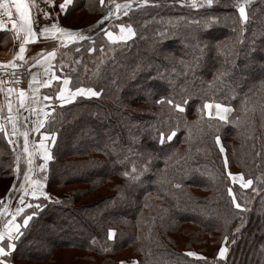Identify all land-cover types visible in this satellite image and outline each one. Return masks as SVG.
I'll use <instances>...</instances> for the list:
<instances>
[{"label": "trees", "instance_id": "obj_1", "mask_svg": "<svg viewBox=\"0 0 264 264\" xmlns=\"http://www.w3.org/2000/svg\"><path fill=\"white\" fill-rule=\"evenodd\" d=\"M134 3L139 2L105 15L98 13L99 0H73L64 13L68 25L81 12L98 16L79 32L104 34L111 24L129 22L136 34L122 47H108L93 32V41L80 40L87 43L84 47L77 42L60 49L56 75L68 78L70 88L78 87L77 80L88 82L100 95L52 106L42 129L55 135L47 188L64 197L37 202L41 207L30 227L21 228L23 235L13 241L17 247L2 259L6 264L52 262L56 251L67 250L76 253L73 264H264V190L246 214L236 209L229 187L242 206L253 194L230 183L215 144L219 135L230 169H239L247 179L264 178V64L248 79L233 67L237 53H250L257 38L264 45V0H215L211 6L202 1L197 8L178 0ZM239 4L247 16L243 25ZM207 35L214 39H200ZM162 43L174 51H165ZM195 56L199 66L192 70L186 65L194 64ZM84 58L95 64L89 69L91 62L80 61ZM243 65L252 68V62ZM220 70L229 72L221 77L224 83L214 80ZM161 76L166 82L150 85L149 77ZM139 77L145 80L135 85ZM169 79L174 99L189 100L183 113L156 103L170 94ZM206 100L230 106L229 122L205 118ZM162 126L175 128L172 141L159 142L153 127ZM8 138L0 130L1 182L14 171ZM134 165L138 171L150 165L141 182L124 175ZM76 184L78 189L70 188ZM86 196L90 207L79 209L78 201ZM28 209L32 215L33 208ZM21 216L17 219L23 224ZM49 239L54 243L47 245ZM222 245L227 248L223 259L218 255Z\"/></svg>", "mask_w": 264, "mask_h": 264}, {"label": "snow or ice", "instance_id": "obj_2", "mask_svg": "<svg viewBox=\"0 0 264 264\" xmlns=\"http://www.w3.org/2000/svg\"><path fill=\"white\" fill-rule=\"evenodd\" d=\"M46 2L51 4L52 0H46ZM148 2H149V0H139V3L137 6L139 7V6L148 4ZM178 2H182V0H178ZM190 2H191V6L193 8H197V7L201 6L199 3L196 2V0H190ZM214 2H215V0H203V3L206 4L207 6H211ZM100 3H101V5H103L104 0H100ZM70 4H73V0H63V2L60 3V5H59L60 11L62 13L66 12V10ZM30 6L35 7V5H30L29 0H0V10H2V13L4 16L8 17V19L11 23V28H12L13 32L16 33L17 38H19L20 33L24 34L23 40L19 46V50L16 53V56H19L21 59H23L22 54L25 52V44L28 43L29 41H34L36 38V35H37V33L34 31V29L32 27V20L30 18ZM131 7H132V0H127V2L124 4H115L116 11H120L121 9H129ZM12 8L15 9V16H16L15 19H13V13L11 11ZM238 11H239L240 23H241V25H243L244 21L247 19L245 7L243 4L238 5ZM124 14L127 15V12H125ZM43 15L45 17H48L49 13L44 12ZM109 15H111V11H109ZM118 26L120 28V35L119 36H114L111 31H107V30L105 31V35L107 36V39L109 42L127 41L128 39H130L132 36H134L136 34L131 25L125 27L123 24H120ZM3 28H4L3 22H0V29H3ZM39 35L40 36L55 37L56 39L60 40L64 44H66L69 41H79V40H85L86 39V37L82 33L70 31L64 27H60L56 22H53L50 27H48V26L42 27L40 29ZM197 47H198V45H197ZM101 50H103V49H101ZM76 51L79 52L80 49L77 48ZM88 52L92 53L93 48L89 47ZM201 53H202V49H201ZM55 55H56L55 51L48 52L46 54V56L44 57V59L51 60L55 57ZM237 55H239V53H237ZM245 55H247V54H245ZM13 59H15V57H13ZM199 60H200V57L195 56L194 57V64H188V65H186V67H189L192 70H194L195 67L199 66ZM9 63H12V61H9ZM37 63H39V61ZM12 66L16 67L15 64H13ZM233 67H235L234 64H233ZM262 67H264V66H262ZM45 75H49V71L47 69L45 70ZM227 75H229L228 71L220 70L219 75L215 76L214 80H218V81H220V83H224V81L221 79V77H224ZM161 78L163 79V76H161ZM59 79L63 80V84L59 87V92L56 94L55 99L60 100L62 102V104L70 102V100L75 99V97L77 95H82V96H86V97H92V96H99L100 95V92L94 91L93 88H91V87L86 88V89L85 88H76L74 91L66 90V88L64 86L69 84V79L59 77L56 74H51L50 79H46L42 82L36 81L35 77H33V80L29 81V88L32 89L33 82L40 84L41 86H48L52 83V81L59 80ZM3 83H4V81L0 80V84H3ZM234 83H236L237 87L239 86L238 82H234ZM169 87L171 89L170 94L167 96L161 95L160 99L156 100V103L157 104H162V103L167 104L171 108L175 109L176 111L183 113L185 111V108L183 107V105L188 104L189 100L187 98H184V99H182V101L178 102L177 100L174 99L175 86H174V82L171 79H169ZM261 87L264 88V82H262ZM229 89H230V91H234V89H232L230 85H229ZM0 91H3V89L0 88ZM14 91L18 93L19 108H25V101L28 100V96H27L26 92L24 90H20V89L8 88L7 94L10 96ZM66 91H67V94H65ZM32 97L34 99L31 101V103H36L35 98L37 97V89H32ZM44 99L45 100H52L53 98L50 96H45ZM213 107L215 108L216 117H218V119L220 121L228 123L229 122L228 113L231 112L232 109L223 103H214L213 104L210 102H204L203 106H202L203 114L204 115H211V112L209 110ZM7 108H8V116H7L6 120H7L8 124H11V136H16L18 134L23 136V138H24L23 151H24V153H26L28 155L29 159L27 162L29 165H31L32 160L30 157L32 156V152L29 150V144H28L29 133L27 130H25L23 133H19V129L17 127V121L20 118V114L17 111V114L13 115L14 105L10 100L7 103ZM27 110L30 112L36 113V108H34V107H29ZM37 114H38V116H42L45 118L49 116V112L45 111L43 108H41L40 112ZM25 119H27V117H25ZM44 124H45V119L40 118L37 120L36 125L33 127L32 130L37 131L39 128H43ZM162 124H163V122H162ZM210 127H211V125H210ZM0 130L4 131V134L6 137L9 136L7 128L5 125H0ZM153 132L156 134V136H157V138L161 144H163L165 142V140L172 141L173 138L177 134L175 128H173L171 126H168L167 128L162 126L159 129H156L155 127H153ZM48 138L55 141V135L54 134H48V135L41 134L39 137L40 145H41V151H42V159L45 162L52 159V156L48 152L47 146L45 145V140ZM8 142L10 144L13 143L11 137L8 138ZM215 144L217 147H219L220 154L223 155L225 150H224L223 145L221 144V137L219 135L215 136ZM150 159H151V157L149 158V160ZM18 160H19V157H17V161ZM39 167L42 170H45V164L42 163L39 165ZM149 167H150V165L146 166L143 170L138 171L134 165L133 169H132V173L125 171L124 175L126 177H128L130 179V181H132V182H141V180H140L141 175H143V172L148 171ZM228 167H229L228 161H227V159H225L224 169L226 172H228ZM24 174H25V177H28V175H29L28 172H25ZM228 176L233 182H239L241 188H248L250 185L253 184V181L251 179L245 180L242 176L234 175L231 172H228ZM262 179H264V178L257 177L258 181H261ZM179 186H180L179 184L176 185V187H179ZM29 187H30L31 191L28 194L31 195L32 197L44 196L45 199H51V197H48L47 194L42 191L43 185L40 184L38 181H31L30 180L29 181ZM22 188H23V185H22ZM252 191L255 192L256 189L253 188ZM227 195L232 197L231 204L236 209H240L241 213L248 211V208L242 206L240 203L237 202V198L233 194V189L231 187L228 188ZM245 203L247 204L248 201H245ZM20 204L22 206L17 207L15 209V212L13 213V220L9 221V223L6 225L7 233L0 232V257H6L8 255V253H11L17 247V245L15 243H13V241L19 240L20 236L23 235V233L21 232L22 227L25 230L28 227H30V221L32 219V216L36 215L37 214L36 210H38L41 207L40 204H36L35 206L25 204L23 200L20 201ZM24 207H32L33 208L32 215L25 213L24 216L22 217L23 224L21 225L19 223H15L14 222L15 217L19 216L20 213L23 212ZM3 211H4V209H0V212H3ZM242 221H243V218H242ZM241 226H242V224H241ZM236 231L237 232L239 231V227L237 228ZM6 234H7L8 243H7L6 248H5L2 245V242L4 241ZM107 236H108V239L111 240L114 236L113 231L109 230L107 233ZM225 240H227V237H225ZM226 252H227V248L222 245L219 249V253H218L219 257H224ZM186 255L191 257V256H196V253L187 252ZM0 264H6V260L0 259ZM121 264H123V262H121ZM133 264H135V262H133Z\"/></svg>", "mask_w": 264, "mask_h": 264}, {"label": "crops", "instance_id": "obj_3", "mask_svg": "<svg viewBox=\"0 0 264 264\" xmlns=\"http://www.w3.org/2000/svg\"><path fill=\"white\" fill-rule=\"evenodd\" d=\"M62 2L63 0H52V3L49 4L46 2V0H29L30 5H35V7L30 6V18L32 20V27L37 35L34 41H29L25 44V52L22 54L23 59H21L19 56H16V53L19 50V46L23 40L24 34L20 33L19 38H17L16 33H14L11 28V23L8 17L4 16L2 10H0V22H3L4 24V28L0 29V56H2L0 60V80L4 81L3 84H0V88L3 89V91H0V125L6 126L9 136H11V124H8L6 120L8 116L7 103L9 102V100L14 105L13 115L17 114V111L20 114V118L17 121L19 133H23L25 130H27L29 135L33 137L42 134L43 128H39L37 131L32 130L36 125L37 120L43 118L46 121L48 118L38 116L37 113L40 112V109L43 108L45 111H48L50 115L51 106L53 104H62L60 100L55 99L56 94L59 92V87L63 84L62 79L54 80L48 86H41L40 84L33 82L32 89H37V97L35 98L36 103H31L34 98L32 97V89L29 88V81L33 80V77H35L36 81L42 82L46 79H50L51 74H56L54 64L55 59L60 51L59 42L61 43V41L52 36H40V29L45 26L50 27L53 22H56L60 27H64L70 31L77 32L76 28L68 26V24L64 21L63 15L65 12L62 13L59 8L60 3ZM11 11L13 13V19H15V9L12 8ZM44 12H48L49 16L45 17L43 15ZM51 51H55V57L51 60L44 59L46 54ZM4 56L5 58L3 59ZM13 57H15V59H13ZM9 61H12V63H9ZM38 61L39 63H37ZM13 64H15L16 67H13ZM46 69L49 71V75H45ZM9 73H13L15 75L14 80H7L6 77ZM64 87L66 88V90L71 91H74L76 89L70 88L69 85H66ZM8 88L20 89L26 92L28 100L25 101V108H19V97L17 92L14 91L10 96L7 94ZM65 94H67V91ZM45 96H50L53 99L45 100ZM77 98L78 95L75 97V99ZM75 99L70 100V102L74 101ZM29 107L36 108V113L28 111L27 109ZM25 117H27V119H25ZM19 136L20 134L11 136V139L13 141V143H11V146L15 154V165L17 167H23L24 165H22L21 163L27 162L26 160H28L29 157H27V159H19L17 161V154L24 152V140H22V138L19 139ZM51 141L52 139L49 143L46 142L45 145L50 146V144L52 143ZM28 144L29 150H31V140H28ZM40 149L41 145L39 143L37 147H35L33 152L36 151L37 153ZM37 158L39 159V161ZM37 158L36 156L32 158V167H39V165L42 163L45 164L46 167L47 162L42 159V155L40 154V156ZM37 177L38 176L34 174V177H32L31 180L36 181ZM28 193L29 192L26 189V191H23L21 193V196ZM45 193L48 196V191L46 189ZM38 198L41 199L45 197L38 196Z\"/></svg>", "mask_w": 264, "mask_h": 264}, {"label": "rangeland", "instance_id": "obj_4", "mask_svg": "<svg viewBox=\"0 0 264 264\" xmlns=\"http://www.w3.org/2000/svg\"><path fill=\"white\" fill-rule=\"evenodd\" d=\"M132 1H134V2H137L138 1L139 2V0H132ZM149 1H153V0H149ZM202 1L203 0H196L197 3L198 2H202ZM123 2H127V0H104V4L101 5L103 8H101V6H100V9H99V12L98 13L105 14V15H109V11L112 12V10H114L115 14L117 15L118 11H116V9H115V4H121ZM182 3H186L188 5H191L190 0H182ZM134 5L135 6L138 5V3H134ZM107 7H108V9H106ZM97 17H98L97 15H84L83 16L82 15V12H81V13H78V15H73L72 17H70V19H69V22L70 23L69 24H71V25H68V26H71V27L76 28L77 29V32H79L81 29H83L80 26H82V27H85V26L89 27L90 24H92L96 20ZM128 23L129 22H123L121 24H123L125 27H127V26L130 25ZM73 24H78V28L75 27V26H73ZM118 25H120V24L119 23H117V24L116 23L111 24L110 26H107L106 27V30L107 31H111L114 36H119L120 35V28H119ZM93 32H97L96 34H100L101 33L100 30H83L80 33H82L86 37V40L89 39V42H90V41H93L94 40V38H93ZM100 37H102L101 38V41L106 46H108V47H122V46L126 45V43L130 42V40L133 38V36H132L127 41L109 42L108 39H107V36L105 35V33L104 34L103 33L100 34ZM200 39H203V40H206V41H210V40L214 39V37H210V35H207V36L200 37ZM77 42H78L79 48H82V47H84L85 44H87V43H85V44L84 43L83 44H79L80 40L79 41H69L66 44H64L62 42L61 43L59 42V49H63V46H65V47H67V46L70 47V46H73V45L75 46L77 44ZM164 44L165 43H162V46ZM251 45H252V48L250 50V53H248L247 55H245L244 53L242 54L240 52L239 55L237 56L238 59L235 62V67L237 68V72H238V73H236V75L237 74L238 75L242 74V79H248V77L250 78L251 76H254L253 73L256 74V73H258V71L260 72V69L261 68H259V67H261L260 65L264 64V62H263L264 61V45L260 44V38H257ZM239 46L240 47L242 46L241 41L238 42V48L239 49L237 48L238 50H241V48ZM162 49H164L165 51L166 50H173L174 51V49L171 47L170 43L168 44V46H165L164 45L162 47ZM62 53L63 52H60V55L63 58L64 55ZM0 57L2 58V56H0ZM4 58H5V56L3 57V59ZM246 60L248 62H246ZM80 61L83 62L84 65H87V66L89 64L88 62H91L90 65L88 66L89 69H90L91 65L95 64V63H93L92 58L91 59L84 58L83 60H80ZM251 62H252V65H251L252 68L245 69V67H244L243 64H245V63L248 64L249 63V65H250ZM259 63H261V64H259ZM96 67L98 68L100 66L97 64ZM246 72H249V73L248 74H245ZM71 73H72V75H75L72 71H71ZM7 77L10 78V80L11 79L12 80L15 79V75L13 73H9L7 75ZM144 80H145V77H143V78L139 77L138 80H133L134 81L133 83L135 85H138V83H140V82H142ZM148 81H149L150 85H152L153 87H154V84H160L161 82H166L165 78L162 79L161 77H156V78H153V79H151V77H149L148 78ZM87 83L88 82L78 81L77 80L78 88H85V89L86 88H89V87L92 88V86H86ZM72 89H75V88H72ZM93 90L96 91L94 88H93ZM93 97H95V96H92V97H83L82 95H78V98H93ZM204 102H210V103H213V104L216 103L213 100H206ZM66 104H68V103H66ZM58 105H60V104H58ZM61 105H64V104H61ZM52 106H54V108L56 107L55 104H53ZM52 106H51V111H52ZM209 111L211 112V115H204L203 114L205 118L213 119V120H219L218 117H216V115H215V108L214 107L211 108ZM202 113H203V111H202ZM232 114H233V110L228 113L229 119H230V117H231ZM50 116H51V113L48 116L47 120L45 121V124L48 121V119H49ZM237 120H239L238 117H237L236 121ZM45 124H44V126H45ZM236 130H237V132H240V128H236ZM42 134L48 135L43 130H42ZM8 137H11V136H8ZM39 137H40V135H37L35 137L29 135V140H31V145H32V148L30 150L32 152V156L30 157L31 160L35 156L37 158V157L40 156V154L42 155L41 149L37 153H36V151H34L35 153L33 152V150L35 149V147H37V145L40 143ZM20 138H23V136L20 135L19 136V139ZM50 140H51L50 138L46 139L45 140V143L46 142L49 143ZM47 149H48V152L52 156L51 148L49 146H47ZM13 155H14V171H13L11 177L10 178H7V179H4L2 182L0 181V206L3 205V204L6 205L5 206V209L6 210L3 213V215H2L3 217L0 220V232H5V233H7L6 225L9 223V221L13 220V213L15 212V209L17 207H21L22 206L20 204V201L21 200H23L25 204L35 206L37 204V202H39L42 199H44V198H41L40 199L38 197H36V198H38V199H36V198H34V197H32L31 195H28V194H25V195L21 196V193L23 191H26V189L30 193L31 189L29 187V181L32 179V177H34V174L36 176H38L36 178V181H38L40 184L43 185L42 191L45 192V189L48 191V188H47V182H48L47 178L49 176V167H48V165H49L51 159L47 161V165L45 167V170H42L40 167L33 168L32 167V164L29 165L28 162H22L21 164L24 165V166L23 167H17L15 165L16 164V160H15L14 151H13ZM17 156L19 157V159H27V157H28V155L26 153H24V152L17 154ZM226 156H227V154H226V150H225L224 151V154L222 155L223 163L225 162ZM26 161H28V160H26ZM38 161H39V159H38ZM245 164H246V162H245ZM25 172H28L29 173L28 177H25V174H24ZM228 172H231L232 174L237 175V176H242V177L244 176L243 173L239 169L238 170H235V169H230L228 167ZM228 172H226L227 173L226 175L229 178ZM257 177H261V176H259V175L256 174V177L250 178L253 181V184L250 185L248 188H241L239 182H233L229 178L230 183L236 184L238 186V188H240V190H238V191H243V193L246 192L248 194L249 193H252L253 194L250 202H248L247 205H243L244 207L248 208V211H250V206L253 207L255 205V199L264 190V188H262V180L261 181H258L257 180ZM244 179L247 180V178H244ZM76 182H78V179H77ZM22 185H23V188H22ZM78 186H79V184H76V185H73V186L71 185L70 188L73 189V190H76V189H78ZM253 188L256 189L255 192L252 191ZM52 192H53V194H49V192H48V197H51V199H48V200H52L53 197L56 198V199H62L64 197V195L62 194V192H60V190H53ZM3 193H4V195H3ZM100 195L97 193L96 195L94 194V197H98ZM89 199L90 198L88 196H86V197H83V199L79 200L78 201L79 202V205H83V206H80L79 209L86 210V208L90 207V206H86V205L89 204V202H88ZM258 203L259 204H256L257 206L260 205V202H258ZM254 207H256V206H254ZM28 208L30 209L31 207H24L23 208V212H22V214H20V215H22L21 217L24 216V212L26 213V210ZM238 210L240 211V209H238ZM248 211L244 212V214H246ZM19 216H16L15 217V221L14 222L15 223H19V224L22 225V222H19L18 219H17ZM7 243H8V239H7V234H6L5 235V239L2 242V245L6 248ZM52 243H54V241H52L50 239H49V241H46V244L47 245L52 244ZM39 251L40 250H38V252ZM41 254L42 255L44 254L43 251L41 252ZM75 254H76L75 252H71V251H67V250H60V251H56L55 255L53 256L52 262H43V263L21 262L20 264H73L74 259H75ZM223 258L224 257H222L221 259H223ZM0 259H2V257H0ZM125 262L123 264H126ZM219 263H220V261H219Z\"/></svg>", "mask_w": 264, "mask_h": 264}, {"label": "bare ground", "instance_id": "obj_5", "mask_svg": "<svg viewBox=\"0 0 264 264\" xmlns=\"http://www.w3.org/2000/svg\"><path fill=\"white\" fill-rule=\"evenodd\" d=\"M22 140H24V139L22 138ZM0 209H4V211H5V205H4V204L1 205V206H0ZM4 211H3V212H0V218L2 217Z\"/></svg>", "mask_w": 264, "mask_h": 264}]
</instances>
